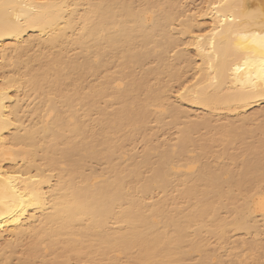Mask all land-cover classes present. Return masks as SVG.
Here are the masks:
<instances>
[{
  "label": "bare ground",
  "instance_id": "6f19581e",
  "mask_svg": "<svg viewBox=\"0 0 264 264\" xmlns=\"http://www.w3.org/2000/svg\"><path fill=\"white\" fill-rule=\"evenodd\" d=\"M0 0V264H264V0Z\"/></svg>",
  "mask_w": 264,
  "mask_h": 264
},
{
  "label": "snow or ice",
  "instance_id": "6c2138e0",
  "mask_svg": "<svg viewBox=\"0 0 264 264\" xmlns=\"http://www.w3.org/2000/svg\"><path fill=\"white\" fill-rule=\"evenodd\" d=\"M261 46L264 47V41L261 42Z\"/></svg>",
  "mask_w": 264,
  "mask_h": 264
},
{
  "label": "rangeland",
  "instance_id": "374dc122",
  "mask_svg": "<svg viewBox=\"0 0 264 264\" xmlns=\"http://www.w3.org/2000/svg\"><path fill=\"white\" fill-rule=\"evenodd\" d=\"M194 1H197V2H199V0H194ZM197 2H196V3H197Z\"/></svg>",
  "mask_w": 264,
  "mask_h": 264
}]
</instances>
